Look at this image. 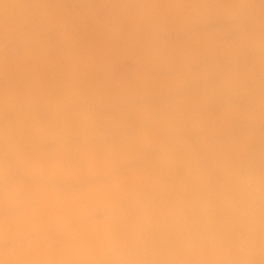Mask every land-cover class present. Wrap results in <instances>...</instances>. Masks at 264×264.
Instances as JSON below:
<instances>
[{
	"label": "rangeland",
	"instance_id": "1",
	"mask_svg": "<svg viewBox=\"0 0 264 264\" xmlns=\"http://www.w3.org/2000/svg\"><path fill=\"white\" fill-rule=\"evenodd\" d=\"M0 264H264V0H0Z\"/></svg>",
	"mask_w": 264,
	"mask_h": 264
}]
</instances>
